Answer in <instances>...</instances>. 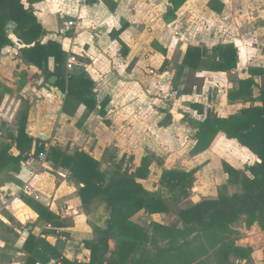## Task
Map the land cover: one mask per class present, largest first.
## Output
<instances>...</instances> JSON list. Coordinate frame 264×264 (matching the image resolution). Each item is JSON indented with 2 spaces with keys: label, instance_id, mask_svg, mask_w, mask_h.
<instances>
[{
  "label": "crops",
  "instance_id": "crops-1",
  "mask_svg": "<svg viewBox=\"0 0 264 264\" xmlns=\"http://www.w3.org/2000/svg\"><path fill=\"white\" fill-rule=\"evenodd\" d=\"M21 2L31 8L42 26L41 42L54 41L65 52L58 70L65 87L69 75L85 74L92 81L95 109L89 111L76 98L65 103L66 92L54 84L57 75L50 83L38 67L25 62L19 53L23 45L9 32L13 45L4 46L0 52V148L10 144L8 152L13 156L19 153L8 135L16 136L24 104L28 107L26 132L43 142L41 151L46 156L41 159L32 149L20 160L17 170L12 165L0 168V264H23L27 256L23 244L30 234L43 237L53 246L63 240L59 252L65 258L87 262L90 251L84 241L98 236L93 227H105L106 211L102 226L89 220L99 208L105 210L104 204H92L85 211L69 171L48 160L50 147L67 149L70 154L76 150L89 154L106 180L117 171H133L150 155L147 178L137 180L149 191L157 189L165 169L195 170L186 199L193 204L216 198L219 182L221 188L226 184L222 161L236 169L257 161L249 149L222 132L209 148L192 153L195 129L183 120L180 110L186 109L187 103L198 116L194 121L202 120L208 111L223 118L237 113L250 103L231 98L228 93L239 87V81L249 78L255 82L253 97L259 95L264 75L251 72L264 71V0H184L179 4L174 0ZM69 21L75 24L68 25ZM225 44L236 48V66L225 72L211 71L205 68V60L194 72L202 78L201 85L183 92L189 88L192 74L187 67L180 70L186 49H205V59L214 46ZM70 57L74 61L68 68ZM47 68L54 71L53 58H49ZM166 88L169 92L162 94ZM215 90L217 99L215 96V101L207 102L209 92ZM192 104L201 105L202 112L197 113ZM29 156L33 160L27 164ZM216 159H220V170ZM216 170L220 177L215 176ZM21 195L52 212L60 226L42 220ZM138 213L150 220L145 224L136 221ZM167 213L150 214L142 209L130 219L143 227L151 222L168 225L161 220ZM230 230L233 245L249 251L248 264H264V230L258 223L242 215ZM14 231L20 232L18 242ZM157 239L155 245L144 246L148 249L150 245L151 254L157 246L166 245V241ZM109 245L113 248L114 241ZM230 260L237 262L233 256ZM49 264L60 261L51 260Z\"/></svg>",
  "mask_w": 264,
  "mask_h": 264
},
{
  "label": "trees",
  "instance_id": "trees-1",
  "mask_svg": "<svg viewBox=\"0 0 264 264\" xmlns=\"http://www.w3.org/2000/svg\"><path fill=\"white\" fill-rule=\"evenodd\" d=\"M182 1L174 0L178 4ZM9 24H12L10 29ZM9 32L23 45L19 53L25 62L38 67L46 80L57 75L54 84L66 92L65 103L76 98L89 111L95 109L92 81L85 74L69 75L65 87V79L58 73L65 60V52L54 41L41 42L42 26L31 8H25L21 0H0V52L4 46L13 45ZM206 54V50L198 46L186 49L180 70L187 67L192 74L189 76L190 86L183 92H191L193 86L198 88L201 85L202 78L194 72L201 68L203 61L206 60L205 68L208 70L221 72L231 70L237 64V50L232 44L214 46L211 55L203 59ZM49 58H53L55 64L52 72L47 68ZM251 74L263 76L264 71L253 69ZM253 85L255 82L251 78L241 80L239 87L228 93L231 98L250 103L237 113L223 118L208 111L202 120L189 122L195 129L192 153L209 148L218 132H222L257 157V161L243 169L222 161L227 182L216 198L202 199L194 204L186 201L195 170L165 169L159 177L157 189H145L137 180L147 178L150 155L144 157L133 171H117L106 180L98 169L97 161L89 154L79 150L70 154L67 149L50 147L48 160L69 171V178L78 185L85 211L99 202L104 204L108 216L104 228L93 227L98 236L84 241V246L90 251L87 262L65 258L43 237L30 234L23 244L27 253L23 264H49L51 260H59L60 264H248L249 251L234 246L229 235L230 227L242 215L249 222H257L264 230V85L259 87L257 97H253ZM191 106L197 113L202 112L201 105ZM27 112L28 107L23 104L17 134L8 135L19 153L13 156L8 152L10 144L3 145L0 148V168L12 165L17 170L20 160L26 158L32 149L35 154L43 149V142L26 132ZM21 200L42 220L60 226L58 218L39 203L25 195H21ZM168 200L180 205L177 216L181 227L156 222L143 227L131 221L130 218L142 209L150 214L168 212ZM157 237L166 241V245L157 246L151 254L144 246L147 243L155 245ZM110 240L114 241L113 248L109 245ZM231 256L237 262L230 260ZM244 259L246 261L241 263Z\"/></svg>",
  "mask_w": 264,
  "mask_h": 264
},
{
  "label": "rangeland",
  "instance_id": "rangeland-1",
  "mask_svg": "<svg viewBox=\"0 0 264 264\" xmlns=\"http://www.w3.org/2000/svg\"><path fill=\"white\" fill-rule=\"evenodd\" d=\"M205 65H206V62H205ZM168 92H169V90H167V88H166V89L162 90L161 93L162 94L163 93L167 94ZM217 94H218V92L216 90H215V92L214 91H210L209 94H208L210 96V98L207 100V102L208 101L209 102L215 101V96H216V99L218 97ZM167 97H169V95ZM204 100L206 101V95H204ZM184 107L186 109L181 108V110H180L181 114L183 115V120L185 122L194 121V117H198V116L194 114V111H191L189 109V105L187 103H185ZM224 157H226V156H224ZM226 158L228 159L229 162L232 163L231 159H229L228 157H226ZM226 158H220V159L222 160V159H226ZM220 159H219V161H218V159H216L214 161V162H216L217 166L219 167V170H220ZM199 161H201V160H199ZM215 176L220 177L221 173L220 172L217 173V170H216L215 171ZM220 183L221 182H219V184ZM219 184L216 187L217 188V192H219L221 190V186H219ZM197 198L198 197L194 196V194H193V199L196 200ZM168 206H169V210H168V213L166 214V219L163 217V218H161V220L165 221V222H168L170 225H176L178 227H181L180 226L181 225L180 221L177 218L178 217L177 216L178 206L171 200H168ZM104 212H105V210H103V208H101V209L99 208L97 214L91 216L89 218V220H91V222H93V223H96V224H99V225L102 226L103 225V220H104L105 215H106V213H104ZM135 220L145 224V223H147L150 220V217L145 215V214H143V213H138L135 216ZM14 227L19 229V226H17V225H14ZM14 238H15V241H17V242L20 241V238H21L20 232L14 231ZM147 247H148V249H147L148 252L151 253L152 249H151L150 245H148Z\"/></svg>",
  "mask_w": 264,
  "mask_h": 264
},
{
  "label": "built area",
  "instance_id": "built-area-1",
  "mask_svg": "<svg viewBox=\"0 0 264 264\" xmlns=\"http://www.w3.org/2000/svg\"><path fill=\"white\" fill-rule=\"evenodd\" d=\"M80 1H81V3H86V2H87V0H80ZM74 24H75V22H73V21H69V22H68V25H74ZM73 61H74V57H70L69 62L67 63V67H68V68L71 67V63H72ZM45 156H46V153H45L44 151H40V152L38 153V157L41 158V159L45 158ZM32 160H33V157H32V156H29V157L26 159V163L29 164Z\"/></svg>",
  "mask_w": 264,
  "mask_h": 264
},
{
  "label": "water",
  "instance_id": "water-1",
  "mask_svg": "<svg viewBox=\"0 0 264 264\" xmlns=\"http://www.w3.org/2000/svg\"><path fill=\"white\" fill-rule=\"evenodd\" d=\"M54 79H55V76H51L49 78V82L52 83ZM64 244L65 242L63 240H58L55 246L57 250L61 252L63 250Z\"/></svg>",
  "mask_w": 264,
  "mask_h": 264
}]
</instances>
